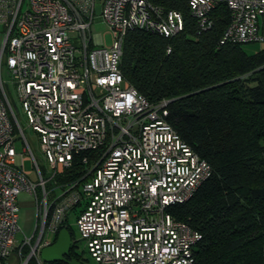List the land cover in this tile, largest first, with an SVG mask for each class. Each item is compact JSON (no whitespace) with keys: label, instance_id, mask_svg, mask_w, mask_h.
Here are the masks:
<instances>
[{"label":"built area","instance_id":"obj_1","mask_svg":"<svg viewBox=\"0 0 264 264\" xmlns=\"http://www.w3.org/2000/svg\"><path fill=\"white\" fill-rule=\"evenodd\" d=\"M185 1L198 31L224 7L220 44L264 43V0ZM98 21L107 45L90 32ZM182 26L180 13L146 0H0V56L47 165L44 178L0 82V264L14 247L20 264H41L39 250L52 243L44 233L65 229L69 214L94 264H192L201 235L167 208L189 200L211 168L166 122L168 101L149 103L119 69L126 32L170 38ZM62 175L69 179L58 182ZM21 193L37 235L16 245Z\"/></svg>","mask_w":264,"mask_h":264},{"label":"trees","instance_id":"obj_2","mask_svg":"<svg viewBox=\"0 0 264 264\" xmlns=\"http://www.w3.org/2000/svg\"><path fill=\"white\" fill-rule=\"evenodd\" d=\"M146 2L180 13L182 30L170 38L126 32L120 72L149 103L168 101L166 122L211 168L168 212L201 235L192 264H264V45L246 54V44H220L228 22L222 6L198 31L185 0Z\"/></svg>","mask_w":264,"mask_h":264},{"label":"rangeland","instance_id":"obj_3","mask_svg":"<svg viewBox=\"0 0 264 264\" xmlns=\"http://www.w3.org/2000/svg\"><path fill=\"white\" fill-rule=\"evenodd\" d=\"M96 11H98V7H96ZM90 32L92 34L101 35V39H102L103 44L107 45L110 43L109 36L107 34H105L107 32L106 26L104 24H102L101 22L98 21L96 23H93L90 26ZM2 42H3V34L0 31V48L2 46ZM263 45H264V43L263 44H259V43L246 44L242 47V50L246 54H252V53L258 51L259 49H261L263 47ZM4 58H5V56H3V57L0 56V82L2 84L3 92L6 95L8 102H9V105L11 107V110H12V112L16 118V121L18 122V124H19V126L23 132L24 138H25V140L29 146L31 154L33 155V158H34L38 168L40 169L43 177L46 178L47 165H46V162L43 159L42 154L40 152L39 141L37 139L36 134L34 132H32L31 129L27 126L26 118L22 112L20 104L17 101L14 87L10 83V75H9V72L6 70ZM16 136H18V135H16ZM16 136H15V138L17 139ZM14 149H15L16 155L22 154L21 153V144L18 141H15ZM22 157H24L23 154H22ZM22 169L28 173V178L31 181H35L36 176H35L34 170L31 168L30 161H27V160L23 161ZM45 186H46V189H48L50 187V184L46 183ZM37 193H38V190H37ZM65 226L69 230L71 242L74 241V246L72 248H73L74 253L79 258V260L81 262H83L84 264H94L92 259L89 258L88 254L84 250L82 242L79 241V235H78V232L76 230L73 214L68 215L67 222H66ZM54 236H55V234L44 233L43 239H46L47 241L52 242V240L54 239ZM16 239H18V237H16Z\"/></svg>","mask_w":264,"mask_h":264},{"label":"crops","instance_id":"obj_4","mask_svg":"<svg viewBox=\"0 0 264 264\" xmlns=\"http://www.w3.org/2000/svg\"><path fill=\"white\" fill-rule=\"evenodd\" d=\"M16 203L18 206V225L19 231L16 234V245L23 239V237H31L35 238L37 235V227L35 221V213H34V205L31 198L21 193L17 199ZM24 250V249H23ZM20 257L16 254V249L12 250L10 255L6 260V264H20ZM32 261L36 264V262L32 259ZM28 264V263H27ZM42 264V263H41Z\"/></svg>","mask_w":264,"mask_h":264},{"label":"water","instance_id":"obj_5","mask_svg":"<svg viewBox=\"0 0 264 264\" xmlns=\"http://www.w3.org/2000/svg\"><path fill=\"white\" fill-rule=\"evenodd\" d=\"M71 249L70 235L66 229H60L54 241L39 250L41 263L63 262L64 264H81L69 257Z\"/></svg>","mask_w":264,"mask_h":264},{"label":"flooded vegetation","instance_id":"obj_6","mask_svg":"<svg viewBox=\"0 0 264 264\" xmlns=\"http://www.w3.org/2000/svg\"><path fill=\"white\" fill-rule=\"evenodd\" d=\"M74 255H75V256H74ZM69 257L72 258V259H75L76 261H78V262L81 263V264H84L83 262H81V261L79 260V258L77 257V255L74 253L73 250L69 251Z\"/></svg>","mask_w":264,"mask_h":264}]
</instances>
